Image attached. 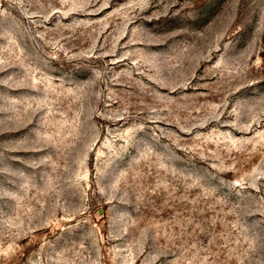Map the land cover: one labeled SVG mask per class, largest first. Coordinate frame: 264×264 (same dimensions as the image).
<instances>
[{
    "label": "rangeland",
    "instance_id": "1",
    "mask_svg": "<svg viewBox=\"0 0 264 264\" xmlns=\"http://www.w3.org/2000/svg\"><path fill=\"white\" fill-rule=\"evenodd\" d=\"M0 264H264V0H0Z\"/></svg>",
    "mask_w": 264,
    "mask_h": 264
}]
</instances>
